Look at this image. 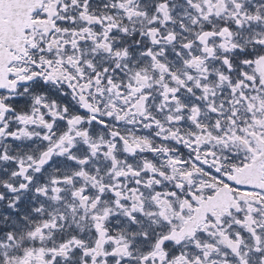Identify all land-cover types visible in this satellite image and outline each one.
<instances>
[{"label": "snow or ice", "instance_id": "obj_1", "mask_svg": "<svg viewBox=\"0 0 264 264\" xmlns=\"http://www.w3.org/2000/svg\"><path fill=\"white\" fill-rule=\"evenodd\" d=\"M0 264H264V0H0Z\"/></svg>", "mask_w": 264, "mask_h": 264}]
</instances>
